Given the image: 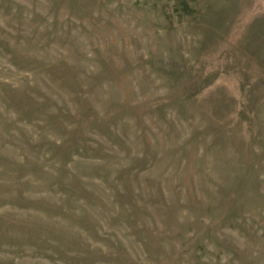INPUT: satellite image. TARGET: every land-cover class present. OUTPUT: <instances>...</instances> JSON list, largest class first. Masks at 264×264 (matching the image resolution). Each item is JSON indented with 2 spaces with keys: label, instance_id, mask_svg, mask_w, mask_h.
I'll return each mask as SVG.
<instances>
[{
  "label": "rangeland",
  "instance_id": "374dc122",
  "mask_svg": "<svg viewBox=\"0 0 264 264\" xmlns=\"http://www.w3.org/2000/svg\"><path fill=\"white\" fill-rule=\"evenodd\" d=\"M0 264H264V0H0Z\"/></svg>",
  "mask_w": 264,
  "mask_h": 264
}]
</instances>
